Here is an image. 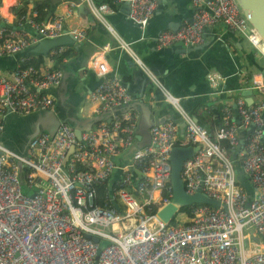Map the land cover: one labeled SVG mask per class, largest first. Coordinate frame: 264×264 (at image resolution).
Here are the masks:
<instances>
[{
	"label": "built area",
	"instance_id": "1",
	"mask_svg": "<svg viewBox=\"0 0 264 264\" xmlns=\"http://www.w3.org/2000/svg\"><path fill=\"white\" fill-rule=\"evenodd\" d=\"M123 1L128 2V17L141 28L158 3L112 2ZM190 2L191 18L174 31H161L156 37L158 47L199 45L205 28L220 22L264 57V40L236 0ZM17 4L15 8L25 2ZM111 8L100 6L104 13ZM9 9L10 18L0 12V57L23 51L38 40L37 35H61L63 20L70 15L68 11L38 21L35 8L17 13ZM66 33L75 40L86 36L76 27L67 28ZM120 46L130 48L126 41ZM62 50L54 48L48 54L54 58ZM28 58L17 59L13 69L0 70V132L6 115L48 110L53 105L47 90L61 82L63 72L26 65ZM106 73L101 65L103 78L90 96L99 114L132 101L121 79ZM214 77L209 75L212 84ZM252 79L253 88L264 95L261 74ZM167 95L186 123L184 138L179 139L172 120L154 124L149 129L150 142L133 150L130 162L120 167L118 180H111L114 158L135 145L138 122L132 109L113 114L110 121H99L79 137L70 125L60 123L53 135L34 137L24 156L0 144V264H264V100L251 105L243 97L235 100L239 125L251 127L237 151L239 125L231 107H222L221 122L210 132ZM177 144L198 146L182 163L185 192L194 194L199 189L219 204H193L187 211L179 208L174 222L167 223L156 212L172 197L169 156ZM70 146L73 152L63 168ZM234 151L249 180L250 197L237 182L231 159ZM102 186L104 192L99 196ZM155 204L158 207L153 212Z\"/></svg>",
	"mask_w": 264,
	"mask_h": 264
},
{
	"label": "crops",
	"instance_id": "2",
	"mask_svg": "<svg viewBox=\"0 0 264 264\" xmlns=\"http://www.w3.org/2000/svg\"><path fill=\"white\" fill-rule=\"evenodd\" d=\"M18 2L20 0H13L8 6L11 12L15 13L13 9L18 5ZM78 3L83 4L81 11L77 10L78 4H75L73 0H62L53 9L51 8V16L44 21L69 11L70 15L63 20V25L66 28L83 29L85 38L76 40L81 44L76 42L71 46H61L63 47L62 52L69 51V49H72V52L60 63L48 54L40 66V68H56L63 72L61 82L49 88L47 93L54 98L50 109L61 118L66 119L65 123L72 128L74 121L84 127L87 126V119L100 115L90 96L97 83L103 78L100 74L101 65L106 69V76L116 75L122 81L131 82L132 66L127 62L129 57L137 64H141L142 60L157 75V78L152 77L153 84L146 85L143 96L144 103L151 106V117L155 124L172 120L179 127L183 121L182 114L178 112L167 94L177 99L182 110L188 113L191 118L195 117L210 132H214L218 126L215 125V122L218 118H222L223 106L231 107L233 117L236 118L234 105L237 97H243L245 101L249 97L252 103L264 100V95L253 88L252 79L254 74L260 73L264 81L262 73L264 57L252 47L247 39L236 35L220 22L212 23L205 28V38L201 43H207L205 47L198 49L201 45L199 44L195 45L198 48L193 46L194 49H189V46L175 43L165 48L157 46L155 49L153 40L159 31L170 25L180 26L183 21L191 18L194 9L190 0H161L149 18L148 26L140 30L129 23L127 18L125 19L126 14L120 11L122 2L117 5L112 3L116 8H111V11L105 13L100 10V6L104 4H98L92 0H78ZM25 5L24 9H37L31 0L28 3L25 2ZM5 14L9 18L12 16L9 12L3 15ZM87 14H91L92 19H89ZM104 16L106 20H104ZM122 41L128 42L130 48L122 49L120 46ZM0 70L6 69L0 68ZM209 75H216L214 84L209 80ZM139 83L140 79L132 88H138ZM154 85L158 88L156 95L150 90ZM245 90L251 92L245 95L243 94ZM173 92L179 94L171 95ZM133 101L135 99H132ZM130 109L135 112L138 122L141 116L140 107L135 105V108ZM120 113L121 110L114 111L110 120L113 114ZM6 117L5 123L12 122L17 118V115L10 113ZM235 121L238 125L240 124L237 119ZM97 123H93L90 129L94 128ZM240 128L239 125L238 135L243 133L239 130ZM184 134L183 132L182 136L178 132L180 140L184 138ZM137 148L138 141L135 139V145L126 148L114 158L116 167L112 172L111 180L120 178V167L130 162L132 152ZM233 155L231 159L234 171L235 167L239 168L238 172H235L237 182L246 191V189H250L249 180L241 171L240 158L236 153ZM133 173L135 179H138L139 171L135 169Z\"/></svg>",
	"mask_w": 264,
	"mask_h": 264
},
{
	"label": "water",
	"instance_id": "3",
	"mask_svg": "<svg viewBox=\"0 0 264 264\" xmlns=\"http://www.w3.org/2000/svg\"><path fill=\"white\" fill-rule=\"evenodd\" d=\"M28 1L29 0H26L25 2L28 3ZM31 1H33L34 4H36V2L39 3L48 2L51 5V8L53 9L56 6V4L60 3L62 0H44V1L31 0ZM73 1L75 4H78L77 10L81 11V5L83 4L78 3V0H73ZM160 1L161 0H158V2ZM236 1L238 3L240 10L246 15H248L250 25L256 29L258 34L264 40V0H236ZM121 4H122L121 5L122 8L120 11L126 14L125 19L127 18L126 20L129 23L138 27V29L140 30L141 26L134 23L128 17V10H129L128 2L123 1ZM96 6L98 7V5ZM87 17L89 19H92L91 14H87ZM103 18L104 20H106L105 16ZM147 26H148V22L145 25V28ZM178 27L179 25H177L176 27L170 25L166 29L176 30L178 29ZM66 31L67 28L63 26L61 35L57 37L41 38L40 35H37L38 40L32 45L26 47L23 51L16 53L14 55H6L0 57V68L6 70L13 69L15 67L16 60L21 57L41 56L43 58H46L49 51L54 48L61 46H71L74 45L76 42H78V44H81V42L76 41L70 34L66 33ZM161 31H159L157 35L154 37L153 44L155 49L157 47L156 37L159 35ZM206 45L207 43L204 42L203 44L200 45L199 48L198 46H194V48L200 49L202 47H205ZM194 48L193 46H189V49H194ZM127 62L132 66L131 82H126L121 80V84L126 88L131 98L133 100L135 99V101L133 102L131 101L128 105L125 106L112 108L111 110H108L107 112L100 114L98 117L87 119L86 120L87 126L84 127L78 124L77 121H74L73 129L77 137L80 136L81 132L89 130L92 124L95 122H99L103 119L110 121V116L114 111L117 112L118 110H121L122 112L130 108H135V105H138L141 110V116L137 123V129L135 134V139L138 141V148L150 142L149 129L151 128V126L155 124V122L151 117V106L144 103L143 96L146 91V85L151 83L153 84L152 77L157 78V75L153 71V69L142 60H141V64H137L135 60L132 61V59L129 57ZM262 73L264 75V70L262 71ZM139 79H140L139 87L133 89L132 86L137 84ZM100 81L97 83V85L100 83ZM154 86L150 88V90L154 95H156L158 93V88L156 85ZM250 92H251L250 90H245L243 94L247 95ZM178 94H179L178 92L175 93L173 92L171 95H178ZM246 102L247 104L251 105L252 104L251 98L247 97ZM235 117H236L235 119H237L239 123L240 116L237 113V111ZM6 118L7 117L5 116L4 127L3 130L0 132V144L5 148L23 156L27 152V147L29 142L34 137H36L41 133H47L49 135H53L57 130L58 126L60 125V123H65V121H67L66 119L61 118L51 109L37 110L28 114L17 115V118L12 122L5 123ZM192 119L196 123H199L195 119V117L192 116ZM185 126H186L185 121H182L178 127L179 135L183 136V132L185 131ZM247 130L248 131L251 130V127L249 126ZM243 135L244 132L239 134V143L236 147L237 151H239L242 148ZM263 138H264V131L262 134V139ZM197 149L198 146H193V145H175L171 149L169 161L171 167L170 180L172 185V197L168 204L161 206L156 212L158 217L162 219L164 222L169 223L172 220L174 213L179 208H182L184 206L186 207L198 203H205L210 205L219 204L218 200L206 196L199 189L194 194H187L185 192L184 184L180 177L182 163L184 160L190 158ZM72 152H73V146H70L63 160V168L66 167V164L68 163L70 154ZM234 157L235 156L233 155V158ZM18 166H19L20 176L22 177V173H23L22 166L20 163L18 164ZM246 193L250 197L251 195L250 189H246ZM93 239L94 241H97V238H93Z\"/></svg>",
	"mask_w": 264,
	"mask_h": 264
},
{
	"label": "trees",
	"instance_id": "4",
	"mask_svg": "<svg viewBox=\"0 0 264 264\" xmlns=\"http://www.w3.org/2000/svg\"><path fill=\"white\" fill-rule=\"evenodd\" d=\"M39 1H44V0H39ZM93 2H96L98 4H109V6H111L112 8H116L112 3L113 0H92ZM0 5H1V0H0ZM36 7H37V10H38V21H44L45 19H48L50 16H51V5L48 3V2H36ZM25 8H26V5H24ZM21 9H24L23 6H19L18 8H14L13 10L15 11V13L19 12ZM71 52H72V49H69V51H66V52H60L59 54L55 55L54 56V60H56L57 62H61V60L65 57H69V55H71ZM44 62V58L41 57V56H38V57H29L28 60L26 62H24V64H31V65H34L36 68H39ZM221 122V117L218 118V120H216L215 122V125H219ZM240 131H243L244 132V135H243V139L246 138V136L248 135L249 131L245 128L243 129L242 127L239 129ZM235 153L237 151H234ZM237 159V157H236ZM104 192V189H103V186L102 187H99L98 188V194L99 196H102ZM164 196H166L164 194ZM158 205H152V211L155 212L156 209H157ZM187 206L185 207H182L180 210L181 211H187ZM173 219L171 220V223H173Z\"/></svg>",
	"mask_w": 264,
	"mask_h": 264
},
{
	"label": "rangeland",
	"instance_id": "5",
	"mask_svg": "<svg viewBox=\"0 0 264 264\" xmlns=\"http://www.w3.org/2000/svg\"><path fill=\"white\" fill-rule=\"evenodd\" d=\"M4 2H6L7 4L6 5H4L3 3ZM13 2V0H1V5H0V8L2 7V9H0V12L1 13H6V12H8L7 11V9H8V6L11 4ZM27 8H29V7H27ZM2 10V11H1ZM6 10V11H5ZM3 13V14H4ZM238 170H239V168H237V167H235V172L237 173L238 172Z\"/></svg>",
	"mask_w": 264,
	"mask_h": 264
},
{
	"label": "clouds",
	"instance_id": "6",
	"mask_svg": "<svg viewBox=\"0 0 264 264\" xmlns=\"http://www.w3.org/2000/svg\"><path fill=\"white\" fill-rule=\"evenodd\" d=\"M247 129V128H246ZM250 131V130H249ZM243 141H244V139H243Z\"/></svg>",
	"mask_w": 264,
	"mask_h": 264
}]
</instances>
